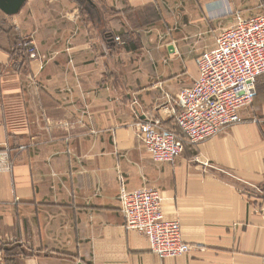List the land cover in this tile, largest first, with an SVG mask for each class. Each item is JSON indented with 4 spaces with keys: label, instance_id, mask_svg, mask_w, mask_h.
Masks as SVG:
<instances>
[{
    "label": "crops",
    "instance_id": "0c3cea01",
    "mask_svg": "<svg viewBox=\"0 0 264 264\" xmlns=\"http://www.w3.org/2000/svg\"><path fill=\"white\" fill-rule=\"evenodd\" d=\"M242 1L29 0L0 14V150L13 162L0 173L2 264H264V76L241 123L173 163L152 162L136 130H177L176 96L219 21L258 15ZM25 39L37 59L16 53ZM122 178L161 192L187 256L161 258L126 229Z\"/></svg>",
    "mask_w": 264,
    "mask_h": 264
},
{
    "label": "built area",
    "instance_id": "2783aa9c",
    "mask_svg": "<svg viewBox=\"0 0 264 264\" xmlns=\"http://www.w3.org/2000/svg\"><path fill=\"white\" fill-rule=\"evenodd\" d=\"M15 50L38 58L31 40H21ZM197 66L199 75L194 84L176 96L174 119L179 131L165 128L159 120L136 126L137 136L154 163H173L187 144L198 146L242 122L241 112L253 105L258 79L264 76V14L244 17L236 13L234 25L221 29L215 46L201 55ZM12 168L9 151L0 150V173ZM119 200L126 229L145 236L156 255L179 258L191 252L182 238L180 222L164 218L159 190L129 191L122 178Z\"/></svg>",
    "mask_w": 264,
    "mask_h": 264
},
{
    "label": "water",
    "instance_id": "95a60500",
    "mask_svg": "<svg viewBox=\"0 0 264 264\" xmlns=\"http://www.w3.org/2000/svg\"><path fill=\"white\" fill-rule=\"evenodd\" d=\"M29 0H0V12L6 16L18 15ZM92 3L91 0H87ZM81 264V263H80Z\"/></svg>",
    "mask_w": 264,
    "mask_h": 264
},
{
    "label": "rangeland",
    "instance_id": "374dc122",
    "mask_svg": "<svg viewBox=\"0 0 264 264\" xmlns=\"http://www.w3.org/2000/svg\"><path fill=\"white\" fill-rule=\"evenodd\" d=\"M248 1H252V0H243L242 1V4L244 5L246 2H248ZM256 2H258V3H260V6H259V8H257V7H254V8H252V10L249 12V14H264V0H255ZM234 17H235V14L237 13V11L238 10H241V9H238V8H236V7H234ZM152 14H153V12H151ZM0 14H1V12H0ZM226 17V16H225ZM224 21L225 20H232V18L230 17L229 19H226V18H222ZM222 19H220V20H222ZM221 22H223V21H221ZM224 23H226L227 24V26H225V25H222V24H224ZM219 24H220V26H219V31H218V33L217 34H219L220 33V31H221V29H224V28H227V27H229L230 26V24L227 22V21H225V22H223L222 24L220 23V21H219ZM229 25V26H228ZM218 36V35H217ZM117 38H120V37H117ZM122 38V37H121ZM120 38V39H121ZM122 40V42H123V44L124 43H126V41L125 40H128L127 39V36H126V38H125V40H123V38L121 39ZM120 43V42H119ZM20 46V41L18 42V47ZM177 131H179V129L177 128Z\"/></svg>",
    "mask_w": 264,
    "mask_h": 264
},
{
    "label": "trees",
    "instance_id": "16d2710c",
    "mask_svg": "<svg viewBox=\"0 0 264 264\" xmlns=\"http://www.w3.org/2000/svg\"><path fill=\"white\" fill-rule=\"evenodd\" d=\"M15 52H16V51H14V53H15ZM24 52H25V51H19V50H17L16 53L20 54V53H24ZM24 54H25V56L27 57L28 54H27L26 52H25Z\"/></svg>",
    "mask_w": 264,
    "mask_h": 264
}]
</instances>
